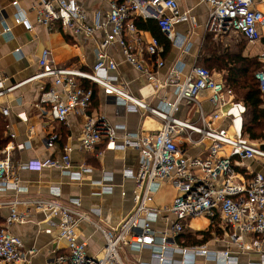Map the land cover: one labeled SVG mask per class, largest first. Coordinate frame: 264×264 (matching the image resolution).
<instances>
[{"label": "built area", "instance_id": "built-area-1", "mask_svg": "<svg viewBox=\"0 0 264 264\" xmlns=\"http://www.w3.org/2000/svg\"><path fill=\"white\" fill-rule=\"evenodd\" d=\"M210 7L206 27L208 33L218 36L234 34L250 44L264 40V0H200ZM17 13L14 26L34 29L20 8V0H13ZM35 25L52 30L59 25L68 35L84 42L97 41L96 62L90 70L59 66L49 49L38 59L37 73L13 85L0 79V115L10 117V109L2 104L19 88L40 82V97L36 104L43 113L59 124H66L71 114L84 118L77 146L66 144L59 158L33 160L21 163L15 160V151L24 150L26 144L17 145L15 134H9L6 148L0 151V194L12 196L0 200V211L9 209V216L0 228V264H28L33 251H27L23 240L11 229L30 221L32 211L44 214L51 228L58 230V238L67 243V253L56 255L53 264H200L199 258L215 264H238L239 256L257 254V264H264V173L242 172L247 161L264 163V142L254 144L243 135L245 105L236 99L232 88L215 78L210 69L194 64L188 73L179 61L170 67L167 75L159 79V70L165 67L164 49L156 37L146 43L136 24L137 19L154 20L164 37L189 49L186 38L176 37V27L193 18L188 11L180 12L175 0H112L106 12L95 10L91 15L77 0H33ZM3 32L8 35L13 26L9 17L0 10ZM114 45L122 48L123 56L144 78L139 96L129 89L118 63L110 54ZM20 52V51H17ZM261 65L255 74L264 107V51L258 57ZM89 83L91 86L86 87ZM99 89L108 100H113L127 112L151 115L162 122L159 131L149 134L118 135L122 127L111 126L103 117L89 114L95 91ZM173 90V99L162 91ZM209 95L213 111L206 115L201 98ZM184 107H196L197 119H182ZM18 117L27 122L25 114ZM234 120L238 136L229 130ZM239 120L242 122L240 129ZM240 129V131H239ZM34 129H29V135ZM58 137L51 135L45 145L53 148ZM208 142L206 153L190 156L185 146L197 147ZM105 142L108 150L133 149L139 153L136 172L126 170L124 176L135 183L132 212L114 229L101 225V210L86 209L81 199L61 201V193L52 191L48 198L21 196L28 189L21 186L19 171L34 167L56 169L73 181H81L82 174L90 171L81 165L80 172L71 171L75 150L94 154ZM225 147L230 148L227 153ZM223 153V154H222ZM113 177L97 182L99 195H111L115 186ZM176 192L171 206H157L155 196L163 185ZM125 196V193H122ZM20 207L27 209L21 212ZM205 216L214 236L202 245H187L183 236L190 229L191 218ZM82 225H90L104 239L103 255L90 256L88 245L78 234ZM225 244L224 249L216 248ZM152 251L149 262L130 259L127 250ZM176 256L180 257L178 260Z\"/></svg>", "mask_w": 264, "mask_h": 264}, {"label": "crops", "instance_id": "crops-1", "mask_svg": "<svg viewBox=\"0 0 264 264\" xmlns=\"http://www.w3.org/2000/svg\"><path fill=\"white\" fill-rule=\"evenodd\" d=\"M13 0H0V10H4L8 17V23L13 26L10 34H0V79L6 81V85L20 83L34 76L38 71V59L44 49L51 50L56 63L62 67H72L82 70H90L96 62L97 41L101 36H97V41L91 40L84 42L81 39L73 38L68 35L59 25H55L52 30L35 25V15L31 11L33 0H20V8L24 16L34 24V29L27 31L23 26H14V17L17 13L12 6ZM84 6L90 15L95 10L106 12L109 9V2L112 0H77ZM123 1V0H118ZM180 12L188 11L193 18L189 23L176 27V37L186 38L189 49L183 52V48L174 41L159 35V41L164 49L163 58L165 67L159 70L158 78L163 79L170 67L181 61L188 73L194 64L210 68L215 78L226 82L228 75L225 68V57L231 53H241L244 57L255 58L264 51V40L256 44H250L243 38L234 35L218 36L206 31L210 7L201 3L200 0H175ZM264 9V5H261ZM144 21V20H143ZM146 22V21H145ZM3 21L0 19V33L3 32ZM140 35L144 42L150 41L154 34L150 31L140 30ZM162 34V33H161ZM238 40H242L249 45L250 49L237 47ZM168 44V48H165ZM20 51V52H17ZM110 54L118 63L120 72L128 84L130 91L139 96V89L143 86L144 78L129 63L126 62L122 48L114 45L110 49ZM259 62V61H258ZM88 86H91L87 83ZM40 82L27 84L8 97L2 99V104L10 109V117H1L7 121V131L5 137L9 140V134H15L14 142L26 144L24 150L15 151V160L21 163H28L33 160H47L59 158L62 147L66 144L77 146L81 137L84 118L77 114H71L66 124H59L52 120L49 115L43 113L36 104L40 97ZM95 96L89 109V114L96 117H103L114 127H122L118 130V135L129 134H149L157 132L162 127V122L151 115H142L137 112H127L124 108L117 105L113 100H108L103 93L94 87ZM167 94L168 99H173V90L162 91L160 95ZM209 95L201 98V106L206 115L213 111V105L208 100ZM237 99V98H236ZM238 100V99H237ZM239 101V100H238ZM241 102V101H240ZM25 114L27 122L21 121L18 117ZM182 119H197L196 107H184L179 114ZM240 129L242 122L239 120ZM34 129V134L29 135V129ZM239 129V131H240ZM232 130L234 137L238 134ZM229 130V131H230ZM51 135L58 137L53 148L45 145V139ZM209 143L203 142L197 147L185 146L186 153L190 156H198L206 153ZM6 148V147H5ZM4 148V149H5ZM3 149V150H4ZM2 151V150H1ZM73 166L71 171L80 172L81 165L89 167L90 171L82 174L81 181L70 179L66 174L56 169L37 168L19 171L18 177L21 186L28 189V193L22 195V199L28 198H48L52 191L57 190L61 193V201L68 203L72 198L81 199L84 208L100 209L102 220L101 225L105 229H114L132 212L134 208L133 196L135 183L131 179L125 178L126 170L136 172L139 167V153L137 150H108L105 142L101 143L94 154L83 153L75 150L72 155ZM241 170L242 172L264 173V163L259 161H247ZM105 177H113L111 183L115 186L111 195H99L101 187L97 182ZM125 196H122V193ZM9 194H0V200H9ZM176 198V192L170 185H163L155 196L157 206H171ZM21 212L27 209L20 207ZM30 221L24 225H15L11 231L19 236L27 251H33L28 264H53L56 255L67 253V243L58 238V230L50 234L45 232L51 228L44 214L32 211ZM9 216V209L4 207L0 211V228ZM202 219V218H200ZM210 224V223H209ZM209 224L205 230H194L190 227L187 235L204 232L209 229ZM80 238L85 240L88 245L90 256L101 257L105 248L104 239L100 232L90 225H82L78 232ZM187 235L183 236L186 242ZM214 236V233H212ZM210 236V238L212 237ZM225 244L218 245L216 248L224 249ZM264 252V248H263ZM132 253L133 259L139 258L144 262H149L152 251L145 249L141 252ZM179 260L180 257L176 256ZM200 264H215L212 261H205L199 258ZM257 254L251 257L241 255L238 264H257ZM132 264V263H130ZM175 264H179L176 262Z\"/></svg>", "mask_w": 264, "mask_h": 264}, {"label": "trees", "instance_id": "trees-1", "mask_svg": "<svg viewBox=\"0 0 264 264\" xmlns=\"http://www.w3.org/2000/svg\"><path fill=\"white\" fill-rule=\"evenodd\" d=\"M136 24L138 29L150 31L158 39L162 35L154 20L145 22L142 19H137ZM165 48H168V44H165ZM239 52L226 55L224 66L227 68L228 75L225 78L226 82H223L226 86L232 88L235 94H239V101L246 107V112L243 116V135L248 136L252 140L264 139V107L259 85L255 79V74L260 70L261 65L257 59L244 57ZM85 86L90 87L88 84ZM1 117L3 116L0 115V151L9 142L7 137H5L7 121ZM214 230L217 234H220L218 229L210 227L207 231L196 233L195 235H187L186 244L202 245L212 236Z\"/></svg>", "mask_w": 264, "mask_h": 264}, {"label": "rangeland", "instance_id": "rangeland-1", "mask_svg": "<svg viewBox=\"0 0 264 264\" xmlns=\"http://www.w3.org/2000/svg\"><path fill=\"white\" fill-rule=\"evenodd\" d=\"M236 46H237V47H240V48H245V49L248 48V50H249V51L252 50V52L254 51L253 49H250V48H249V45H247V43L244 42V41H242V40H238V43H237ZM254 53H255V51H254ZM236 98L239 100V98H240V97H239V94H236ZM232 129H234V131H235L236 133L238 132V125H237V123H236V120H234V123H233V127H232ZM229 134H230L231 137L235 138L234 135L232 134V130L229 131ZM246 137H248V136H246ZM248 138H249V137H248ZM249 139H250V138H249ZM250 141H251L252 143H254V144H261V143L264 142V139H257V140H252V139H250ZM225 149H226V152H227V153L230 152V148H229V147H225ZM222 154H223V153H222ZM200 218H202V219H200ZM209 223H210V220H209L208 217L201 216V217L191 218V221L189 222V226H190L191 228H193L194 230H195V229H196V230H205V228L208 226ZM126 250H127V252H128V251L130 252L129 249H126ZM133 255H134V254H133ZM133 255H132V253L130 254V256H131L132 259H133Z\"/></svg>", "mask_w": 264, "mask_h": 264}]
</instances>
